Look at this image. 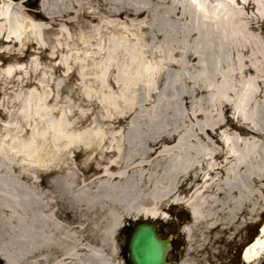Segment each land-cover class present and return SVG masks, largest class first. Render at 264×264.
Returning a JSON list of instances; mask_svg holds the SVG:
<instances>
[{
  "label": "bare ground",
  "instance_id": "bare-ground-1",
  "mask_svg": "<svg viewBox=\"0 0 264 264\" xmlns=\"http://www.w3.org/2000/svg\"><path fill=\"white\" fill-rule=\"evenodd\" d=\"M140 1L149 9L115 10L110 17L135 23L148 16L149 26L141 29L150 37L148 51L129 48L120 34L109 39L104 53L67 51L78 65L87 58L98 63L105 100L121 118L105 128L79 130L89 116L57 121L52 111H42L46 128L12 138V157L0 160V258L7 264H19L18 252L38 255L43 264H124L127 242L121 246L119 234L129 219L166 221L161 209L167 204L186 206L195 225L208 221L220 237L239 221L244 228L264 207V32L254 19L244 24L238 6L186 0L197 18L182 20L185 43L174 51L166 46L178 19L172 0H39L44 25L27 12L26 0H4L0 42L23 46L36 36L41 45L47 33L70 34L78 8ZM252 1L264 20V0ZM90 23L82 30L100 34ZM101 56L105 62L98 61ZM65 58L60 68L73 75ZM147 58L160 60L150 64ZM77 77L86 81L83 71ZM78 208L80 222L60 220L73 214L65 210ZM98 214L104 215L101 223L87 222ZM89 228L91 233L83 232ZM183 232L192 242V228ZM244 252L245 264L262 259L264 226Z\"/></svg>",
  "mask_w": 264,
  "mask_h": 264
},
{
  "label": "rangeland",
  "instance_id": "rangeland-1",
  "mask_svg": "<svg viewBox=\"0 0 264 264\" xmlns=\"http://www.w3.org/2000/svg\"><path fill=\"white\" fill-rule=\"evenodd\" d=\"M182 1L181 5H177L176 0L171 2L172 13L174 16H178V19H173L172 21L171 32L168 34L166 46L169 43L174 51L180 50L182 39L184 42V30L187 26L183 24L182 20L189 21L188 19L197 16L194 7L186 0ZM207 1L212 6L219 5V3L225 4L227 7L238 6L243 12L244 24L254 19L260 23V29L264 32V20L254 13V1L244 0L242 3L239 0ZM3 3L4 0H0V6ZM148 5L140 1L138 5L124 4L120 7H112L104 3L95 2V6L87 4L85 8H78L74 18L76 27L73 25L70 34L50 35L47 33L43 35L44 44L41 43V45L36 42V36L24 38L23 46L0 42V160H9L12 157L13 151L10 148L12 138L21 139L29 128L32 130L35 128L44 130L46 128V121L38 116L42 111H52V119H57V121L62 115L68 121H80V118L84 119L89 116L87 122L78 128L79 130L105 128L109 124L107 122L121 118V114L115 110L114 104L105 100L106 92L100 84L101 77L98 75L102 68L96 67L98 63L87 58L85 61H81H84V66L78 65L79 58L76 61L70 57V53L68 54L67 51H75L79 55L84 53H104L109 48V39L111 37L118 38L119 34L124 36L129 48L148 51L152 47L151 43H148L150 37L141 31L143 26H149L150 24L148 16L145 17L144 21L139 20L135 23L128 22L125 18L112 19L110 17L115 10H126L127 13H130L128 11L130 8L138 10L149 9ZM24 7L25 9L27 8V12L32 17L39 16L33 17L35 23L42 25L46 23L44 21L41 22V19L44 20V13L40 10V6H31L26 0ZM124 15L126 14L124 13L122 16ZM131 15L129 14V16ZM95 16L98 21L90 23L89 21ZM110 22L122 27L124 33H117L118 31L116 30L106 28V25L112 26L109 24ZM87 23H90L91 27L100 29L101 33L90 32L89 28L82 30ZM217 26H215L218 28L217 30L222 28V25ZM206 27H209V25L207 24ZM209 29H212V26ZM224 30L227 29L224 28ZM63 57H67L65 62L66 64L68 63L71 71L74 72L73 75H69V69L60 68V62ZM76 57L79 56L76 55ZM147 59L150 64H155L156 61L160 60ZM34 60L35 63H33ZM102 60L105 62V58L101 56L98 61L102 62ZM79 70L84 72L85 82H82L77 77ZM87 90L88 95L86 96L85 91ZM30 92L35 93V96H30ZM113 94L117 96L116 92ZM77 160L80 165L83 166L85 164L83 159L81 161ZM91 165L93 164H89L88 167ZM98 173L99 175L101 174L100 172ZM0 174L2 175L1 172ZM4 175L7 176L5 171ZM4 179H8L13 189H16L15 183L10 176L8 178L4 177ZM167 205V209H161L167 216V220L161 223V231L166 238L171 239L173 242V250L169 253V261L172 264H245L241 258L243 249L245 250L255 240L264 224L263 207L258 209L252 222L247 220L244 228L240 227L241 221H239L236 230L230 227L225 232V236L217 237V231L210 229L208 221L195 225L186 206L172 207L170 203ZM69 210L73 214L69 215L68 218L61 214L60 220L65 223H71V221L73 223L80 222L81 218L78 215H81L83 210L79 208L68 209L65 210V213H69ZM103 216L98 214L96 219L88 218L87 222L92 224L99 223ZM187 218L188 222L184 220ZM224 218L225 215L222 219L225 220ZM182 220L185 222L184 225ZM34 221L37 222V220ZM30 222L32 221L30 220ZM183 226L192 228V242L187 240L185 234L180 233ZM83 232L91 233L92 229L89 228L88 230H83ZM234 232L237 233L234 235ZM127 238L128 231L126 229L122 230L119 234L121 246H125ZM16 255L19 264L40 263L38 255L30 258L19 254V252ZM123 263L127 264L124 261ZM40 264L43 263L41 262ZM257 264H264V256Z\"/></svg>",
  "mask_w": 264,
  "mask_h": 264
},
{
  "label": "water",
  "instance_id": "water-1",
  "mask_svg": "<svg viewBox=\"0 0 264 264\" xmlns=\"http://www.w3.org/2000/svg\"><path fill=\"white\" fill-rule=\"evenodd\" d=\"M39 0H30L36 5ZM132 234L127 242L129 264H167V256L171 250L169 240L159 236L157 225L148 220L135 222Z\"/></svg>",
  "mask_w": 264,
  "mask_h": 264
},
{
  "label": "flooded vegetation",
  "instance_id": "flooded-vegetation-1",
  "mask_svg": "<svg viewBox=\"0 0 264 264\" xmlns=\"http://www.w3.org/2000/svg\"><path fill=\"white\" fill-rule=\"evenodd\" d=\"M185 222L182 221V224H184ZM122 256L124 257L122 260L125 262V257H126V250L125 248L122 250Z\"/></svg>",
  "mask_w": 264,
  "mask_h": 264
}]
</instances>
